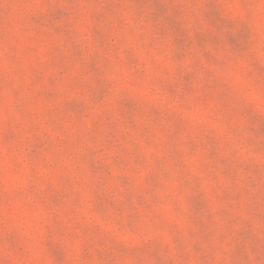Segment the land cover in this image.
<instances>
[{"label":"rangeland","instance_id":"rangeland-1","mask_svg":"<svg viewBox=\"0 0 264 264\" xmlns=\"http://www.w3.org/2000/svg\"><path fill=\"white\" fill-rule=\"evenodd\" d=\"M0 264H264V0H0Z\"/></svg>","mask_w":264,"mask_h":264}]
</instances>
